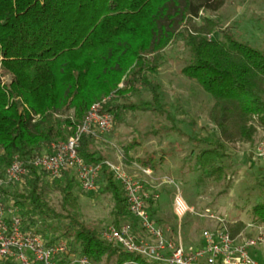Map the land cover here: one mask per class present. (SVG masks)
Wrapping results in <instances>:
<instances>
[{"label":"trees","instance_id":"obj_1","mask_svg":"<svg viewBox=\"0 0 264 264\" xmlns=\"http://www.w3.org/2000/svg\"><path fill=\"white\" fill-rule=\"evenodd\" d=\"M226 1L0 0V182L16 156L29 161L50 152L53 142L75 135L92 104L106 96L117 99L147 86L152 100L107 104L114 122L129 109L171 118L162 102L161 85L150 75L159 73L166 50L178 39L190 55L182 74L211 96L209 119L218 134L215 142L190 153L195 182L205 188L226 180L228 144H253L259 126L264 127V51L228 31L223 39L214 38L217 23L207 16L195 24L204 11H218ZM94 139L84 134L79 142L78 151L88 163L105 160L93 150ZM135 146H126L125 159ZM136 161L158 169L153 157ZM100 180L101 193L110 194L115 202V224H119L130 214L125 192L106 167ZM20 183L21 190L0 185L4 198L21 206L26 227L31 228L35 216L45 217L46 229L35 230L48 240L65 237L73 253L94 263L106 258L107 264H159L113 245L80 219L75 193L80 183L73 169L52 177L31 165ZM54 190L61 195V212L48 198ZM252 213L254 221L264 224V203L256 204ZM56 220L62 222L56 228L58 235L47 237ZM227 225L233 235L246 227L243 220ZM58 264L74 263L64 257Z\"/></svg>","mask_w":264,"mask_h":264},{"label":"rangeland","instance_id":"obj_2","mask_svg":"<svg viewBox=\"0 0 264 264\" xmlns=\"http://www.w3.org/2000/svg\"><path fill=\"white\" fill-rule=\"evenodd\" d=\"M205 16L217 23L214 38L223 39V32L228 31L239 40L264 51V0H227L218 11H204L201 18L195 20V24L203 23ZM166 54L159 73L150 77L161 85L162 102L166 104V110L171 118L167 114L129 109L123 113L120 122H114L109 132L94 137L93 150L101 154L105 160L124 164L131 175L146 185L147 190L160 194L159 200L151 204L152 218L158 225L169 227V233L176 238L180 233L186 251H193L201 248L204 242L203 232L206 229H213L217 220L190 213L180 222L173 211L177 190L182 192L186 201L194 206L198 213L210 208L218 217L228 222L243 220L246 226L251 222L256 223L252 208L256 204L264 203V160L255 157L251 159L248 153L244 155L242 151L252 152L256 144L264 139V130L259 126L257 138L251 146L239 141L231 144L238 153L234 158L227 159L229 169L226 180L205 188L198 185L195 182L197 173L192 170L193 158H190V153L217 139V130L209 119L213 100L197 82L189 80L182 74V69L190 58L189 49L182 39L172 44L166 50ZM119 87H123V82ZM152 97L150 88L142 85L138 92H128L125 97L117 99L112 97V106L128 102L140 104L144 100H152ZM201 138H205L206 143H199ZM132 143L136 146L130 150L127 160L125 148ZM145 157H153L159 162L158 169L153 170L152 175L143 173L141 170L143 166L139 163L131 167L130 161ZM166 178L174 180L175 183L165 182ZM101 184L99 182V186ZM23 186L22 183H13L7 184L6 188L21 190ZM75 193L81 204L80 219L88 226L102 234L108 225L116 223L115 202L110 194L101 193L99 188L95 192L85 193L79 185ZM48 198L57 212H61L60 193L54 190ZM8 200V204L15 206L20 213L23 211L21 206L13 204L14 199ZM135 220L131 214H126L119 223L134 222L140 226ZM54 223L56 226L47 231V237L52 234L58 235L56 228L62 222L56 220ZM29 224L31 228L42 230L46 229L48 221L39 215L32 218ZM244 229L248 236H255L258 233L250 227ZM138 234L147 237V232L143 228L139 229ZM251 254L257 264H264V244L253 248ZM0 264L9 263L0 261ZM90 264H107V260L105 258L98 263L90 260Z\"/></svg>","mask_w":264,"mask_h":264},{"label":"built area","instance_id":"obj_3","mask_svg":"<svg viewBox=\"0 0 264 264\" xmlns=\"http://www.w3.org/2000/svg\"><path fill=\"white\" fill-rule=\"evenodd\" d=\"M112 97L92 104L76 134L68 140L53 142L50 152L29 161L16 156L7 170L5 181L0 182V185L23 182L32 165L52 177L60 176L63 170L73 169L82 190L90 193L98 190L101 174L106 167L123 188L130 214L139 222V227L147 232V237L138 234L134 222H120L108 225L102 231L103 239L159 264H257L251 252L253 248L264 244L263 223L251 222L246 226L258 231L255 236L246 235L245 229L233 235L225 219L218 217L210 208L198 213L178 189L174 196L173 211L180 222L190 213L217 220L213 229L203 232L201 248L186 251L180 233L177 238L167 236L164 228L152 218L151 204L159 200V193L147 190L146 185L131 175L122 163L85 161L78 151L80 139L84 134L97 137L113 128L114 114L106 109ZM254 157L264 160V139L256 144ZM141 170L146 175L153 173L151 168L143 167ZM165 182L175 183L170 178H166ZM71 250L67 238L50 241L35 229L26 227L20 212L6 202L0 188V261L9 264H58L67 257L74 264H90L88 257Z\"/></svg>","mask_w":264,"mask_h":264},{"label":"crops","instance_id":"obj_4","mask_svg":"<svg viewBox=\"0 0 264 264\" xmlns=\"http://www.w3.org/2000/svg\"><path fill=\"white\" fill-rule=\"evenodd\" d=\"M263 130H264V127H263ZM244 145H247V146H251V145H253V144H250V143H243ZM227 149H228V152H229V154H230V156L229 157H233L234 158V155L236 154V153H238V151L233 147V145H231V144H228V146H227ZM236 150V151H235ZM239 152H241V151H239ZM242 153H244V155H245V153H248V155H249V157L251 158V159H253L254 158V150L251 152V151H242ZM253 157V158H252ZM131 163L130 164H132L131 165V167H133V165H138V161H130ZM136 163V164H135ZM160 206V205H159ZM158 207V206H157ZM160 208V207H159ZM137 220H135V222H136ZM136 224V223H135ZM137 226H136V228H137V231H139V229H140V227L138 226V223L136 224ZM160 225V224H159ZM161 226V225H160ZM161 227H163V226H161ZM164 228V230H165V232H166V235L168 236V235H172L171 233H169L170 232V228L169 227H163ZM173 236V235H172ZM181 238H182V236H181ZM183 241V240H182Z\"/></svg>","mask_w":264,"mask_h":264}]
</instances>
